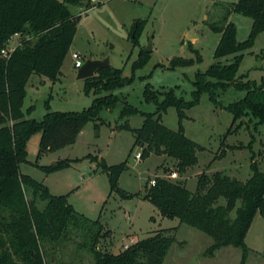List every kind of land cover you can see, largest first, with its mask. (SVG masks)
Returning a JSON list of instances; mask_svg holds the SVG:
<instances>
[{"label":"rangeland","instance_id":"obj_1","mask_svg":"<svg viewBox=\"0 0 264 264\" xmlns=\"http://www.w3.org/2000/svg\"><path fill=\"white\" fill-rule=\"evenodd\" d=\"M87 1L82 6H70L73 13L81 15V19L62 66L60 80L54 83L45 76L33 74L27 84L23 109L27 111L33 106L28 117L42 121L48 111H82L92 104L96 96L107 94L95 90L86 94V80L77 77L79 69L75 67L74 52L81 55L84 63L92 58L110 57L111 65L124 68V75L134 76V81L114 91L119 97L116 107L104 109L97 118L90 120L73 144L39 156L41 133L32 135L27 143L28 161L21 164V171L46 185L53 195H67L75 209L90 220L100 218L102 233L109 229L111 232L97 246L99 250L126 249L131 241L147 238L163 228L178 226L176 241L163 264H241L244 256L246 264H264V216L260 212L246 237L247 252L227 246L210 257L205 253L213 243L211 236L181 223L178 218L163 217L160 210L142 196L146 192V183L150 186L151 181H156L159 176L172 181L186 180L187 188L192 191L196 190L202 172L223 171L247 180L253 173L254 153L255 160L264 171V124L256 125V120H253L249 126L244 124L238 131L228 134L233 115L223 106L242 99L245 91L234 88L220 91V105L210 99L209 93H203L200 103L186 110L187 118L183 120L185 134L205 149L198 151V163L185 173L179 172L177 159L166 154L153 152L146 159H137L141 146L136 144L133 132L122 128L126 121L133 128H139L144 122L142 112L156 111V102L147 101L144 95L148 83L159 101H163L170 91L186 101L192 100L196 73L206 71L217 60L215 50L222 34L212 30L211 24L223 26L228 15V21L237 26L238 40L244 41L250 35L253 19L233 11V4L238 0H101V5L91 3L90 6L86 5ZM137 19L146 22L139 44L135 45L132 35ZM190 34L198 36L191 38ZM150 40L153 50L149 52L146 63L133 72V63ZM17 42L20 43V36L13 39L9 47H15ZM200 56L202 61H196ZM173 58H192L195 63L173 69ZM238 76L258 83L264 78V32L244 52ZM126 102L139 111L122 118L120 113ZM162 121L170 129L178 130L180 123L176 107H168ZM250 143L252 147H248ZM241 144L244 147H230ZM227 147L226 154L215 159ZM68 158L80 160L50 173L35 165L54 166ZM102 159L108 165L127 161L128 169L121 174L119 186L140 195L123 199L119 193L111 192L108 174L100 165ZM28 196L31 198L30 192ZM221 202L225 203V199L222 198ZM39 205L44 207L46 203L40 201ZM235 215L233 211L232 217ZM87 231L75 228L64 240L44 242L47 263L94 264ZM134 235L136 238L132 237Z\"/></svg>","mask_w":264,"mask_h":264},{"label":"trees","instance_id":"obj_2","mask_svg":"<svg viewBox=\"0 0 264 264\" xmlns=\"http://www.w3.org/2000/svg\"><path fill=\"white\" fill-rule=\"evenodd\" d=\"M84 1L0 0V264H48L43 243L64 240L75 228L88 230L87 243L94 256V264H163L176 241L178 227H171L134 242L118 254L99 250L97 246L111 232L102 233L100 218L90 220L75 209L67 195H53L46 185L21 171V164L28 161L27 143L32 135L41 133L39 156L73 144L90 120L97 118L104 109L116 107L119 97L114 91L134 81V76L124 75V68L109 65L85 79L87 95L93 90L107 92L96 96L89 107L82 111H48L42 121L28 117L33 106L27 111L23 109L27 84L33 74L45 76L54 83L60 80L62 66L81 19V15L73 13L70 6H82ZM90 4V1L86 2L87 6ZM233 11L253 19L250 35L239 41L237 26L228 21V15L223 26L211 24L212 30L222 34L215 50L217 60L206 71L196 73L192 100L186 101L170 91L163 101H159L151 84L145 86V98L156 102V111L142 112L144 122L139 128H133L128 121L122 125L135 135L136 144L142 149V159L153 152L166 154L177 159L180 173L198 163L197 153L205 147L186 136L183 120L187 118L186 110L198 105L203 93H209L210 99L220 105V91L234 88L246 92L242 99L223 106L233 115L228 134L238 131L244 124L249 126L253 120H256V125L264 124V78L258 83L238 76L244 52L264 32V0H238L233 4ZM145 22L137 19L133 24L135 45L139 44ZM15 35L20 36V43L6 57L3 50L9 47ZM148 55L149 52L140 51L132 65L133 72L146 63ZM196 61H202V57ZM194 63L192 58H173L171 68ZM170 106L178 111V130L163 124V113ZM138 111L126 102L120 116L125 118ZM237 121L239 123L235 126ZM228 147L215 159L222 158ZM230 147L242 148L244 145ZM248 147H252V143ZM255 159L254 153L253 173L247 180L223 171L202 172L196 190L192 191L181 180L172 181L159 176L154 185L146 183V192L142 196L155 205L163 217L178 218L181 223L211 236L213 243L206 250L207 256L213 257L217 250L227 246L247 252L246 237L253 220L258 212L264 216V171ZM79 160L68 158L54 166L35 165L50 173ZM100 165L108 174L111 192L119 193L123 199L140 195L119 186L121 174L128 169L127 161L108 165L102 159ZM222 198L225 203L221 202ZM40 201L46 205L41 207ZM233 211L236 212L235 217H232ZM241 264H246L245 256Z\"/></svg>","mask_w":264,"mask_h":264},{"label":"water","instance_id":"obj_3","mask_svg":"<svg viewBox=\"0 0 264 264\" xmlns=\"http://www.w3.org/2000/svg\"><path fill=\"white\" fill-rule=\"evenodd\" d=\"M198 34H190V37H196ZM153 50L152 40H150L148 46L143 48L144 52H150ZM111 65L110 57L104 59H88L78 71V79H87L96 75V73ZM56 165V164H55Z\"/></svg>","mask_w":264,"mask_h":264},{"label":"built area","instance_id":"obj_4","mask_svg":"<svg viewBox=\"0 0 264 264\" xmlns=\"http://www.w3.org/2000/svg\"><path fill=\"white\" fill-rule=\"evenodd\" d=\"M88 1H90L91 3H99V2H101V0H88ZM15 48H16V47H8L7 49H4V50H3V54H4V56L9 57L10 54H11V52H13V50H14ZM72 56H73V58L75 59V67H76L77 69L81 68V67L83 66V64H84V62H83V60H82V58H81V55H80L78 52H74ZM136 158H137V159H141V153H138V154L136 155ZM155 183H156L155 180H152V181H151V184H152V185H154ZM127 247H128V246H126V248H127Z\"/></svg>","mask_w":264,"mask_h":264},{"label":"crops","instance_id":"obj_5","mask_svg":"<svg viewBox=\"0 0 264 264\" xmlns=\"http://www.w3.org/2000/svg\"><path fill=\"white\" fill-rule=\"evenodd\" d=\"M17 37H19L18 35H15V36H13L12 38H11V40H10V42L13 40V39H16ZM19 44V42H17L16 43V45H15V47L17 46ZM92 59H97V58H92ZM185 183H186V180H185ZM153 220H155V219H153ZM176 227H178V226H176ZM110 230V229H109ZM131 235V234H130ZM132 237H135L136 238V236L134 235V236H132ZM104 240V239H103ZM102 240V241H103ZM136 241H138V239H136V240H134V241H131L130 243L131 244H133L134 242H136ZM122 250H124V249H122ZM122 250H120V249H118L117 251H112V250H108L109 252H112V253H115V254H118V253H120ZM216 255V254H215Z\"/></svg>","mask_w":264,"mask_h":264}]
</instances>
